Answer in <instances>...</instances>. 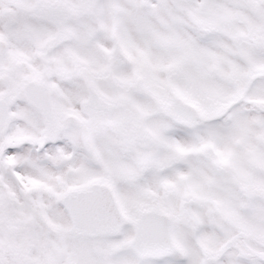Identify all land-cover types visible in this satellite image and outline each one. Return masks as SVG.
I'll use <instances>...</instances> for the list:
<instances>
[{
	"label": "snow or ice",
	"instance_id": "obj_1",
	"mask_svg": "<svg viewBox=\"0 0 264 264\" xmlns=\"http://www.w3.org/2000/svg\"><path fill=\"white\" fill-rule=\"evenodd\" d=\"M0 264H264V0H0Z\"/></svg>",
	"mask_w": 264,
	"mask_h": 264
}]
</instances>
